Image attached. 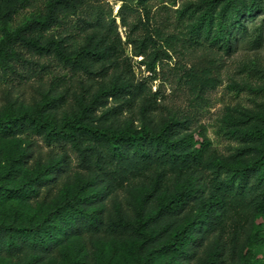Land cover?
Instances as JSON below:
<instances>
[{
    "label": "trees",
    "instance_id": "1",
    "mask_svg": "<svg viewBox=\"0 0 264 264\" xmlns=\"http://www.w3.org/2000/svg\"><path fill=\"white\" fill-rule=\"evenodd\" d=\"M102 1L0 0V264H264V116L231 132L245 147L224 157L188 115L156 120L147 85L178 45L226 55L246 37L260 46L264 0L188 3L166 36L152 0H131L142 11L134 56L150 74L138 82ZM40 60L66 75L26 99L19 85L52 66ZM213 62L177 67L193 99L218 86Z\"/></svg>",
    "mask_w": 264,
    "mask_h": 264
},
{
    "label": "rangeland",
    "instance_id": "2",
    "mask_svg": "<svg viewBox=\"0 0 264 264\" xmlns=\"http://www.w3.org/2000/svg\"><path fill=\"white\" fill-rule=\"evenodd\" d=\"M200 1L152 0L149 3V10L154 18V26L158 27L164 36L177 35L181 27L177 23L176 12L188 3H199ZM122 4L133 9V12L125 14L124 10L121 13V15H127L125 17L128 24L126 27L121 26L117 13ZM102 8L105 19L114 18L118 27V34L123 42L124 57L127 58L123 62L125 74L136 82L146 80L150 74L141 62H147V60L134 56V52L137 51L135 47L143 37L140 29H134L141 18L142 11L134 7L131 0H103ZM29 14L30 9L20 12L16 16L15 24L21 23ZM262 18L264 16H260L256 24L261 22ZM69 28L75 30L73 24ZM249 41V37L240 41L237 49L229 55L209 49H183L181 45H178L175 52H169L168 59L157 63V79L147 82L151 96L156 97V109L151 115L156 120L188 115L192 120L190 131L206 137L212 148L224 157L232 156L244 148L245 144L236 136H232L231 132L257 123L264 116V41L260 46L255 47ZM211 59L214 60L213 75L218 79V86L207 92L202 100L193 99L180 79L177 67L189 68L193 65L207 67V61ZM40 62L54 64L51 60H40ZM60 73L66 75L55 65H52L49 71L37 70L26 82L19 85L21 96L30 99L35 89H47L51 75ZM124 117L128 115L124 114ZM230 120H240L244 124L234 127ZM39 144L46 152L47 148L42 143ZM68 153L75 158L70 151ZM137 191V187L132 186L120 194L118 203L120 202L122 208L127 209L128 205L133 203ZM261 222L263 221L259 220L257 223ZM107 245L108 242L103 245L99 241L95 242L97 249H103ZM205 252L206 249L203 248L199 255L202 256Z\"/></svg>",
    "mask_w": 264,
    "mask_h": 264
}]
</instances>
